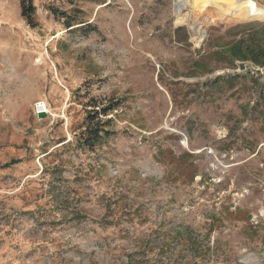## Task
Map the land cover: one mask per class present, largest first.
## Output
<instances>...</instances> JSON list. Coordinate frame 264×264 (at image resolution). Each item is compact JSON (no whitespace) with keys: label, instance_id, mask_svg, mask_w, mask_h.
<instances>
[{"label":"rangeland","instance_id":"obj_1","mask_svg":"<svg viewBox=\"0 0 264 264\" xmlns=\"http://www.w3.org/2000/svg\"><path fill=\"white\" fill-rule=\"evenodd\" d=\"M199 1L0 0V264H264V64L212 54L264 0Z\"/></svg>","mask_w":264,"mask_h":264},{"label":"trees","instance_id":"obj_2","mask_svg":"<svg viewBox=\"0 0 264 264\" xmlns=\"http://www.w3.org/2000/svg\"><path fill=\"white\" fill-rule=\"evenodd\" d=\"M77 1H90V2H96L99 3V0H68L70 4H73L74 2ZM209 0H201L199 1L196 5L199 6L201 3L206 2ZM221 6H223L226 10H228V7L216 0H212ZM20 14L21 17L25 20V22L31 26L35 27L37 25L35 21V7L33 5V0H20ZM228 11H234L232 8H230ZM53 14L56 16H61L63 17L64 24L66 28H70L74 26V23L68 19V14L59 13L54 11ZM73 29V28H71ZM70 29V30H71ZM251 43H248V40L242 41V42H233L229 48H227L224 52L219 51L221 49V45L217 46V49L212 51V54L214 56H224V58H227L229 60L232 59H240V60H250L253 63L257 65H263L264 64V38H261L255 35L253 39L250 41ZM198 64V63H195ZM203 66L202 64H198ZM205 71V69H204ZM261 104L264 106V94L261 96ZM95 104V103H94ZM87 106H97V105H92L89 104ZM118 105H107L105 107H101L99 109H89L88 113L86 114V125L83 129V132L81 133L80 138L78 139L79 145L82 147H85L87 149H92L98 144L101 143L102 139L108 138L111 133L109 131H103L101 127L96 126V124L99 123V118L102 116L108 115L111 111L116 109ZM143 260L145 258L143 257Z\"/></svg>","mask_w":264,"mask_h":264},{"label":"built area","instance_id":"obj_3","mask_svg":"<svg viewBox=\"0 0 264 264\" xmlns=\"http://www.w3.org/2000/svg\"><path fill=\"white\" fill-rule=\"evenodd\" d=\"M35 109H36V112L37 113H42V112H45L47 109H46V105H45V102L44 101H37L35 103Z\"/></svg>","mask_w":264,"mask_h":264}]
</instances>
